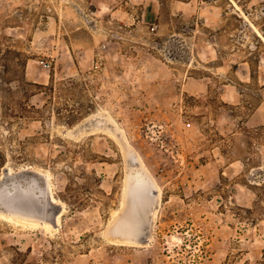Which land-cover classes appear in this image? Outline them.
<instances>
[{"label":"rangeland","instance_id":"1","mask_svg":"<svg viewBox=\"0 0 264 264\" xmlns=\"http://www.w3.org/2000/svg\"><path fill=\"white\" fill-rule=\"evenodd\" d=\"M262 36L263 0H0V264H264Z\"/></svg>","mask_w":264,"mask_h":264},{"label":"bare ground","instance_id":"2","mask_svg":"<svg viewBox=\"0 0 264 264\" xmlns=\"http://www.w3.org/2000/svg\"><path fill=\"white\" fill-rule=\"evenodd\" d=\"M140 181V180H139ZM138 182V181H137ZM139 183H141V182H139ZM136 184V183H135ZM143 184V183H142ZM144 186H146V185H144ZM143 188V187H142ZM141 188V189H142ZM132 189V188H131ZM138 192H139V190L140 189H136ZM145 190V189H144ZM143 190V191H144ZM135 193V192H134ZM15 194H17V193H15ZM19 194H20V192H19ZM132 194V193H131ZM130 194V195H131ZM138 194V193H137ZM146 194V193H145ZM30 195V194H29ZM134 195V194H133ZM147 195V194H146ZM6 196H8V195H6ZM12 196V195H11ZM15 196V195H14ZM142 196V195H141ZM148 197V196H147ZM151 197V196H150ZM15 200H14V199ZM12 199L15 201V203H14V206L16 207V206H18V208L19 207H21L22 209L24 208L26 211L27 210H34L35 209V207H34V205H33V203H32V201L31 200H28L26 197H19L18 199H16L15 197H13ZM3 199H4V197H3ZM139 199H140V197H139ZM144 199V198H143ZM7 200H9L8 198H7ZM12 200V201H13ZM132 200V199H131ZM147 200H148V198H147ZM1 201V200H0ZM10 201V200H9ZM9 201H7V202H9ZM11 201V202H12ZM141 201H142V199H141ZM10 202V203H11ZM8 204V203H7ZM9 205V204H8ZM142 204H140V206H141ZM12 206V205H11ZM147 206H149V205H147ZM15 207H14V209H15ZM130 207H132L131 209V211H133L132 213H130L129 211V214H131L130 216L131 217H127V219H125V222H123V224H121V223H119V224H121V225H123V230H125L126 231V234H128L129 236H131V235H133L134 233H135V231L138 229V227H139V225H138V219H137V214H138V209H137V207L135 206V205H132V206H130ZM139 207V206H138ZM8 208H9V206H8ZM11 208V207H10ZM9 208V209H10ZM145 208V207H144ZM144 208H142V209H144ZM127 209H128V207H127ZM145 209H147V208H145ZM148 210V209H147ZM143 211H145V210H143ZM21 212V211H20ZM127 212V213H128ZM146 212V211H145ZM16 213H19V212H16ZM30 213V212H29ZM38 213V212H37ZM140 214V213H139ZM148 213H146L145 215H147ZM145 217H147V216H145ZM139 218V217H138ZM143 218H141V220H142ZM140 220V221H141ZM144 221V220H143ZM144 223V222H143ZM124 231V232H125Z\"/></svg>","mask_w":264,"mask_h":264},{"label":"water","instance_id":"3","mask_svg":"<svg viewBox=\"0 0 264 264\" xmlns=\"http://www.w3.org/2000/svg\"><path fill=\"white\" fill-rule=\"evenodd\" d=\"M34 202H32L33 205H34V207H35L34 211L35 212H38L39 211V208H38V206ZM31 217L32 218H36V219H44L42 216L37 215V214H33ZM129 217H131V216L129 215ZM52 223H55V220H54V222L52 221ZM148 237H149V234L148 235H145V236H143V237H141L139 239H136V241L138 243L145 244L148 241Z\"/></svg>","mask_w":264,"mask_h":264},{"label":"crops","instance_id":"4","mask_svg":"<svg viewBox=\"0 0 264 264\" xmlns=\"http://www.w3.org/2000/svg\"><path fill=\"white\" fill-rule=\"evenodd\" d=\"M262 40H264V37L262 36L261 37ZM257 118H258V121L262 124H264V101L261 103V106L258 110V113H257Z\"/></svg>","mask_w":264,"mask_h":264},{"label":"built area","instance_id":"5","mask_svg":"<svg viewBox=\"0 0 264 264\" xmlns=\"http://www.w3.org/2000/svg\"><path fill=\"white\" fill-rule=\"evenodd\" d=\"M264 1V0H263Z\"/></svg>","mask_w":264,"mask_h":264}]
</instances>
